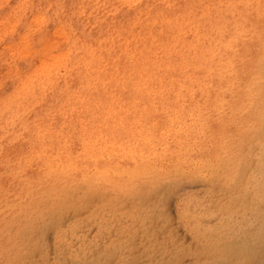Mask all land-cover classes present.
Masks as SVG:
<instances>
[{"label":"rangeland","instance_id":"rangeland-1","mask_svg":"<svg viewBox=\"0 0 264 264\" xmlns=\"http://www.w3.org/2000/svg\"><path fill=\"white\" fill-rule=\"evenodd\" d=\"M167 2L0 0V174L6 168L11 174L0 188V264H170L169 252L207 244L208 234L201 230L198 239L189 221L207 224L202 214L208 197L229 199L228 192L209 194L208 182L223 156L217 145L244 133L250 109L264 93L263 72L253 73V59L260 70L264 65V29L258 32L264 0L243 19L260 36L249 42L240 28V47L231 45L204 69L187 52L176 56L168 70L180 84L160 96L157 86L129 73L148 66L143 50L159 44L153 22L166 17ZM187 58L197 70L184 68ZM185 78L192 88L182 93ZM167 95L178 106L153 135L159 124L137 112L165 108ZM26 162L35 169L27 177ZM255 196L252 186L248 207ZM67 198L80 211L68 207ZM217 219L225 220L210 221ZM175 240L183 249L174 247Z\"/></svg>","mask_w":264,"mask_h":264},{"label":"bare ground","instance_id":"bare-ground-1","mask_svg":"<svg viewBox=\"0 0 264 264\" xmlns=\"http://www.w3.org/2000/svg\"><path fill=\"white\" fill-rule=\"evenodd\" d=\"M167 1H168L167 3L169 10L166 12L165 15L166 17L164 18L161 17L157 19V21L153 22V24L154 23L156 24V29H155L156 35L155 34L154 35L155 37H157L156 40L159 44L152 49L150 48V46H148L143 50L144 55H146L147 62L149 61L147 67L136 65L137 67L131 68V73H129V70L128 72L126 70L123 74H121L122 77L125 78L124 82L126 84L128 81L131 80L129 79L130 77L139 76L143 78L144 81L143 84L149 87L152 85L157 86V92L159 93V95L164 96L171 91L170 86L174 85L178 81L177 78L172 77L171 71L168 70L170 68L169 63L170 62L173 63L174 60H176L175 59L176 56L183 59L182 56L183 53L187 52L189 54V59H191L192 57L193 59L196 60V67L197 68L203 67L204 69L207 68L209 65H211L210 63H215V60L221 61L224 54L230 52L229 49H231V45L237 48L240 47L239 42L235 38L237 33H240L241 31L240 28H245V32L243 33L245 34V38H248L246 40H248L249 42L253 38L255 39L254 36H258V35L260 36V33H257L256 30L250 31V28L248 29L247 24L243 23V19H248V18L250 19V17L253 16L254 11L257 12L256 8H253V6L256 7L255 4L257 3V0H167ZM132 6L136 9V6L134 5ZM261 14L263 16V22L260 25L258 32L261 31V35H262V30L264 29V11H262ZM239 21H241L240 26H239ZM181 29H184V31L186 30L187 35L190 34L191 38L185 39L184 37L183 39H181V37L183 36V33L182 35H180ZM176 30L179 31L178 35H176L175 33ZM161 33L163 34L162 36H160ZM249 56L251 57L250 54ZM189 59L187 58L186 61L183 60V63L185 66L184 68H186V70L191 73L193 72V70H197V68L196 69L191 68L192 67V65H190L191 60ZM253 63H254L253 68L255 70L253 73H257L260 71L263 72L264 74V65L260 70L259 63H256L255 59H253ZM153 64L156 65V70L153 68L152 66ZM233 66H234V62L230 60L227 68L230 69ZM126 72L130 74V77H127ZM162 73H166L167 78H163ZM131 74H133L134 76H132ZM186 79L187 78H185L184 80L182 79L181 81L183 82L181 83V85L183 86L181 88L182 93H184L185 90L187 91L190 88H192V85L188 83L189 81H187ZM125 83L122 87H120L121 89L125 88L126 85ZM178 84L180 83H177V85ZM216 85H218L219 88L223 89V87H221L220 84L216 83ZM263 101H264V93L262 94L258 102L259 104L256 105L254 108L250 109L247 121L244 124L245 127H243L244 133L242 132L236 133L235 135L232 136V138L231 136H229L227 137L226 141L223 144L222 143L220 144L221 145L220 149H219V145H217L216 147L217 155L221 153V155L223 156H221V161L219 162L220 164L217 165L216 169L214 168V171L211 170V172L213 171L214 176H212L211 173V177L209 178L210 182H208V184L210 183L211 185V183H213V188L211 189V191H209V194L215 195L216 193L224 194L228 192L230 194L229 199L226 202L222 203V202H215L214 200H211V197L210 198L208 197V200H210L211 204L208 205L209 208H207V210L202 214L203 216L207 217L206 218L207 224L204 225L203 224L204 222L202 223L200 221V218H195L189 221V223L190 222L192 223V225L190 226L195 227L197 232L199 233L198 239H200L202 236L201 230H203L206 234H208L207 236H205L208 237L205 240L207 241V244L204 245V247L202 248L200 247L199 249L192 251L186 248L184 250L183 247H181L182 243L178 242L179 240H175L174 247L182 248L183 252L181 253H175L174 251L169 252L168 258L170 264H182V263L186 264L187 261H189L190 264H264V102ZM176 106H178L177 99H175V103H173L172 101H168V95H167V104H165V108L159 106L157 108H153V111L149 110L146 113L137 112L136 117H153V119H155L154 121H156L157 124L159 125L157 128V133L156 130H154L152 131V134L157 135L158 132L162 131L163 129L161 122L162 119L164 117H168L170 112L174 108H176ZM229 106L231 107V97L229 101ZM13 117L14 115L9 117L8 120H11ZM228 118L229 117L224 118V123L227 131L232 126ZM6 124L7 122L2 124L1 127L4 129ZM244 140L256 142V145L253 146V144H250V147L246 148V146L248 145L243 144ZM214 159L215 158H213V160ZM34 160L36 159L34 158L31 159V161L35 162ZM33 162L24 163V165L27 166V169L25 170L23 169V173L26 175L25 177H27V174L35 170L33 168L34 166L31 165ZM193 162H195V160ZM203 163H204V159H203ZM197 166L199 165L197 164ZM251 168L253 170L252 173H250V176H248V181H247L246 171H248V169ZM195 169L197 170V167ZM9 171L10 170L6 168L0 174V188L4 187L7 177L11 176ZM222 171L224 172L221 173ZM201 173L202 172H200V174ZM197 174L194 175L197 176ZM200 176H198V179ZM1 178L3 179L1 180ZM25 183L27 182L22 181L20 185L24 186ZM252 186L254 187V193L256 195L255 197H253V199L256 201L255 203H253L254 202L253 201L251 203V206L248 207V189L251 188ZM132 189H134V187ZM16 192L14 191L12 193L14 197L17 196V194H14ZM231 192L235 193L232 198H231ZM4 199L5 197L3 195H0V202H2ZM69 202H70V198H67L65 200V203H67L68 207L73 208L77 206L78 207L77 210H79L80 207L78 204H73V202L72 203ZM55 212L57 211L55 210ZM221 216H223L225 220L219 221V219H217V222L214 221V223H211L210 220L213 219V217L219 218ZM181 222L184 225L185 222L187 221L183 219ZM21 230H23V228ZM208 230L214 231V233L212 234L213 236H210ZM224 230H227L228 233L222 234ZM247 233H249V235ZM30 238L31 237L26 239H30ZM154 253L156 252L154 251ZM166 254L167 253H165V255ZM164 257L162 256V258Z\"/></svg>","mask_w":264,"mask_h":264}]
</instances>
